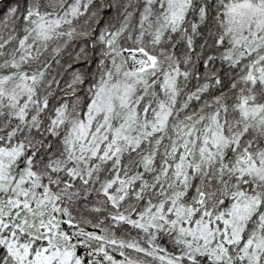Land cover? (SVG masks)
Returning <instances> with one entry per match:
<instances>
[{
    "label": "snow or ice",
    "instance_id": "6c2138e0",
    "mask_svg": "<svg viewBox=\"0 0 264 264\" xmlns=\"http://www.w3.org/2000/svg\"><path fill=\"white\" fill-rule=\"evenodd\" d=\"M0 264H264V0H0Z\"/></svg>",
    "mask_w": 264,
    "mask_h": 264
}]
</instances>
